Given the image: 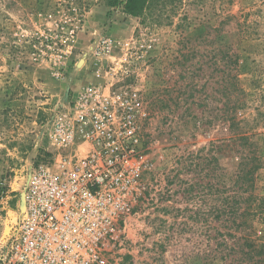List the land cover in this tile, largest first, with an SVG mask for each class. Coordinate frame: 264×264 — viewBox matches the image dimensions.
Returning <instances> with one entry per match:
<instances>
[{
    "label": "rangeland",
    "instance_id": "rangeland-1",
    "mask_svg": "<svg viewBox=\"0 0 264 264\" xmlns=\"http://www.w3.org/2000/svg\"><path fill=\"white\" fill-rule=\"evenodd\" d=\"M112 1L0 0V247L46 125L81 81L107 80L138 88L148 116L103 264H264V0H164L138 18Z\"/></svg>",
    "mask_w": 264,
    "mask_h": 264
},
{
    "label": "built area",
    "instance_id": "built-area-1",
    "mask_svg": "<svg viewBox=\"0 0 264 264\" xmlns=\"http://www.w3.org/2000/svg\"><path fill=\"white\" fill-rule=\"evenodd\" d=\"M111 47L103 38L94 52ZM147 116L140 90L120 81L71 95L46 125L48 157L28 174L0 264H103L101 248L140 184Z\"/></svg>",
    "mask_w": 264,
    "mask_h": 264
},
{
    "label": "trees",
    "instance_id": "trees-1",
    "mask_svg": "<svg viewBox=\"0 0 264 264\" xmlns=\"http://www.w3.org/2000/svg\"><path fill=\"white\" fill-rule=\"evenodd\" d=\"M164 0H124L119 2V0H114L110 2L111 7L116 5H122L123 13L130 17H142L146 12L152 10L157 5H160ZM260 164L254 169H258Z\"/></svg>",
    "mask_w": 264,
    "mask_h": 264
},
{
    "label": "water",
    "instance_id": "water-1",
    "mask_svg": "<svg viewBox=\"0 0 264 264\" xmlns=\"http://www.w3.org/2000/svg\"><path fill=\"white\" fill-rule=\"evenodd\" d=\"M23 208V194L21 195V199H20V210L22 211Z\"/></svg>",
    "mask_w": 264,
    "mask_h": 264
},
{
    "label": "crops",
    "instance_id": "crops-1",
    "mask_svg": "<svg viewBox=\"0 0 264 264\" xmlns=\"http://www.w3.org/2000/svg\"><path fill=\"white\" fill-rule=\"evenodd\" d=\"M83 83H84V81H81V82L79 83V85H81V86H80L79 88H77V89H80V88L82 87Z\"/></svg>",
    "mask_w": 264,
    "mask_h": 264
},
{
    "label": "bare ground",
    "instance_id": "bare-ground-1",
    "mask_svg": "<svg viewBox=\"0 0 264 264\" xmlns=\"http://www.w3.org/2000/svg\"><path fill=\"white\" fill-rule=\"evenodd\" d=\"M23 210H24V207L22 208V212H23Z\"/></svg>",
    "mask_w": 264,
    "mask_h": 264
}]
</instances>
